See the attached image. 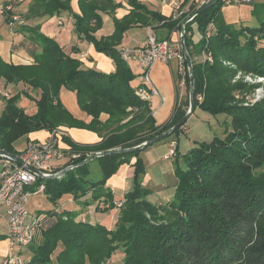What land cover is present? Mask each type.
I'll return each mask as SVG.
<instances>
[{
	"label": "trees",
	"instance_id": "1",
	"mask_svg": "<svg viewBox=\"0 0 264 264\" xmlns=\"http://www.w3.org/2000/svg\"><path fill=\"white\" fill-rule=\"evenodd\" d=\"M34 1L31 8L35 16L50 17L67 10L80 36L110 56L116 69L104 72L83 68L79 58L66 54L39 26L19 28L40 45L32 62L16 63L0 53V78L40 90L33 114L17 105L20 94L5 100L0 114V148L15 153L20 138L62 125L87 128L102 136L95 144L63 136L73 151L82 154L72 161L79 165L61 177L40 178L38 182H45L44 191L53 203L70 194L81 205L52 209L41 217L35 239L25 247L30 255L24 264H109L119 249L124 255L122 264H264V100L244 103L236 99V92L245 84L242 78L234 81L238 72L264 76V3H242L252 5L258 20L255 26L226 22L223 0L185 23V45L195 77L193 113L200 108L214 115L226 114L229 127L224 136L198 141L185 152L180 151L178 137L183 125L158 140L175 137L176 181L171 198L153 201L149 198L153 190L143 184L147 166L142 153L155 142L105 154L82 165L80 162L96 152L137 146L186 114L179 105L170 122L156 124L151 99L138 96L141 83L118 50L128 28L162 22L168 33L161 38H171L172 31L182 29L185 16L168 17L139 0H128L131 9L115 19L114 33L99 38L95 32L102 23L100 11L105 4L115 9L122 7L121 3L78 0L79 14L73 10L72 0ZM189 1L184 0V4ZM198 8H192L190 16ZM194 23L200 32L197 41L193 40ZM186 80L190 89L189 72ZM63 86L76 91L80 107L92 116L89 123L77 120L65 107L60 99ZM103 112L109 114L105 122L100 119ZM92 161L98 163L101 175L95 173ZM126 164L133 167L132 188L123 194L115 227L78 218L84 216L83 209L93 205L101 213L115 207L117 194L107 182ZM101 202L108 205L101 209ZM4 239L6 235H0V241Z\"/></svg>",
	"mask_w": 264,
	"mask_h": 264
},
{
	"label": "rangeland",
	"instance_id": "2",
	"mask_svg": "<svg viewBox=\"0 0 264 264\" xmlns=\"http://www.w3.org/2000/svg\"><path fill=\"white\" fill-rule=\"evenodd\" d=\"M8 1H9L8 5L11 6V9L5 10L4 12H0V40H5L8 37H12L10 41L12 42V47L14 50L13 57L17 58V56L19 57L33 56L37 52L40 51L39 43L37 41L27 38L24 33L19 31V28L21 27V25H28L29 27H32V28L39 26L41 30V24L43 22L47 26L46 31L48 32L50 31V33L52 34L51 37H54L56 35L55 39L58 42H60L59 39H62L64 47L62 45L61 46L66 54L73 56V54L75 53V50H74L75 48L84 49V50L87 49L86 46L89 44L90 41L86 39L85 37L82 39L81 42L79 41L80 33H78L75 28V24H74L75 19L70 15V13L67 10H63L58 15H52L50 17L49 16H35L34 8H31V6L35 3L34 0H8ZM112 1L114 3H121L122 7L120 6L115 9L114 8L112 9L113 6H110L109 4L107 5L105 4L104 11L103 10L100 11L101 16H102L101 27L98 29L99 30L98 35L100 37L110 36L114 33L115 28H116L115 19L118 18L116 14L118 13L117 11L119 8H123L126 10L125 15L131 9L130 5L128 4V0H112ZM144 2H147V1H144ZM144 2L142 3L145 4ZM3 3H4L3 0H0V4H3ZM263 3L264 1L256 2L255 4H263ZM71 4H72V8L75 13L82 14L79 8V5H78V0H72ZM223 5L224 6L226 5L228 10L229 8L233 6L240 9V11L242 10L241 13L243 15L241 19L239 20V22L235 23V25L237 26L241 25L242 21L244 23L243 25H248V26H255L258 24L257 22L258 20L253 15L252 8H250V6H246L245 4H242V3H230V4L224 3ZM222 12H223V7H222ZM229 13L231 12L229 11ZM12 14H16L18 16V19L16 20L15 24L10 25L9 20L7 18L10 17ZM234 15H235L234 17L238 16V15L236 16L235 13ZM60 16L61 17L64 16L63 18H61L63 21L62 20L60 21V18H59ZM228 23H231V22H228ZM58 27H59V31L57 32L56 28ZM133 27L135 28H132V27L128 28L124 32V34L127 35L126 40L124 42L125 46H130L132 44H139L141 41L145 39L146 31L143 28L144 26L135 25ZM193 31L195 33L197 32L198 34L199 29L197 25L194 26ZM44 33L48 35V33L46 32ZM180 37L181 36H179L176 43L179 42ZM172 40H176V39L173 38ZM1 54L2 56H5L6 55L5 50H2ZM202 57L205 58L207 56L202 55ZM185 68H187V66ZM187 72L188 71L186 70V72L184 73L185 77H186ZM240 78L243 79L245 87L243 88V90H239L236 92L235 94L236 99L244 103H254L259 100H264V76L244 74L242 72H238V74L235 76L234 81ZM186 85H187V94H186V99L183 102L185 103V108H183V110H188V100H189L190 89H189L187 80H186ZM5 92L9 93V97H6L4 95ZM16 94H20L17 105L20 107H23L29 114L37 107L35 99H37L40 95L39 89H36L33 86L27 85L23 82H20L18 84L8 83L4 78H0V114L4 108L5 100H7L8 98H11L12 96ZM227 118L228 117H226V114L214 115L209 112L203 111L200 108H197L195 112L192 114V116H190V118L183 125L184 130L182 129L180 131V134L178 136L179 143H180V150L185 152L189 150L191 147L195 146L196 142L204 141V140L210 141L215 135L224 136L226 129L229 127L228 126L229 120L227 121ZM170 138L175 139L174 135ZM28 140L29 139L25 141V144ZM166 140L168 139H165V141ZM167 142L168 141L164 142V140L156 141L153 145H151L152 146L151 148L157 149V152L159 153V155H163L162 154V152H164L163 149L168 148L167 152H169L171 148V147L170 148L168 147ZM66 145L68 147V150L74 154L75 151L71 149L70 145L67 142H66ZM87 154H90V153H87ZM81 155L82 154H79L77 157L72 158L70 162L73 163L72 161H74V159L76 158H79ZM174 158L175 156H173L171 160L172 159L174 160ZM97 164L98 163H96L95 161H92L93 169H96L95 173L101 175V172ZM152 169H154V166L150 165L149 171H151ZM262 170H264V167L262 168ZM93 173H94V170H93ZM163 176H164L165 181L168 183L166 192L172 194V190L174 186L173 184L175 182L176 177L174 179L173 178L174 175L169 174V173L163 174ZM149 183L150 181L148 182V184ZM38 184L39 182L36 185ZM151 184H154V183L151 182ZM159 194H162V192ZM123 201L124 199L122 198H115L114 200L115 207L107 212H103L106 214V216L109 215V217L112 216L115 219L113 225L104 223L107 227L109 228L115 227L118 217L120 215V208L123 204ZM80 205L81 204L78 203L76 200H74L72 196H70V194H65L59 200L58 203H53L48 198V195L45 193V191H42V192L33 191L27 203V208L30 214L34 218L36 217L41 218L43 215H45L48 211L52 209H57L58 211H61L63 209H76V207H80ZM107 205L105 202L104 203L101 202L99 205V208L102 209L106 207ZM83 211H84V214H87L86 209H83ZM84 217L85 215L78 217V218H84ZM7 231H8V216L4 209H0V235L6 234ZM2 241L3 240L0 241V264H3V261L7 255V248H8L7 242L4 243ZM11 252H12V255H15V256L18 255L19 257L22 258L21 259L22 261L20 262V264H24L26 259H29L30 254L25 247L21 248L20 253H17L16 247L11 248ZM123 256L124 255L122 253V250L121 249L117 250L115 254L113 255V257L109 260V264H122Z\"/></svg>",
	"mask_w": 264,
	"mask_h": 264
},
{
	"label": "crops",
	"instance_id": "3",
	"mask_svg": "<svg viewBox=\"0 0 264 264\" xmlns=\"http://www.w3.org/2000/svg\"><path fill=\"white\" fill-rule=\"evenodd\" d=\"M139 1L140 2L147 1L144 3L147 6L149 5L148 6L149 9L159 11L168 17L176 18L178 16H181V17L185 16V20H183L182 22L184 23L190 17L191 9L194 7H200L207 0H190L186 4H184V0H178L180 2L179 8H176L174 5V1L176 0H139ZM262 1L264 0H252V3L255 4L256 2H262ZM224 3L230 4L226 2ZM245 5L250 6V8H252L251 4H245ZM222 7H223L222 15L226 22H231V23L239 22V20L241 19L243 15L241 13L242 10L240 11V9H238L235 6L229 8V10L226 5L225 6L223 5ZM229 11L231 13H229ZM117 12L118 13L116 14V16L120 18L125 15L126 10L123 8H119ZM234 13L236 14V16L237 15L238 16L234 17L235 16ZM63 17L64 16L59 17L60 21L62 20L61 18ZM241 24H244L243 21L241 22ZM192 26L194 29V26H196V24L194 23ZM46 28L47 26L43 22L41 24V30L43 32L48 33V35L51 36L52 34L50 33V31L49 32L46 31ZM132 28H135V27H132ZM143 28L146 31L145 39L141 41L139 44H132L130 46H138V45L144 44L146 41L147 35L149 33H155L158 37H165L166 34L168 33V30L162 27V22H155V23H152L151 25L144 26ZM56 30L58 32L59 27L56 28ZM180 33H181V28L178 27L177 30H174L171 32V38L172 39L174 38L176 39L174 41H177L180 36ZM95 34L97 37H100L98 35L99 30ZM126 36L127 35L124 34L122 42L118 46L124 45ZM55 37L56 35L54 36V38ZM199 37H200V33L198 32L197 34V32L195 33L193 31V40L197 41ZM11 38L12 37H8L5 40H0V53H2V50H5L6 55L4 57L9 60H13L14 62H17V63L33 61L34 55L27 56V57L17 56V58L13 57L14 50L12 47V42L10 41ZM82 39L83 37L80 36L79 41L81 42ZM59 41H60L59 43L63 46L62 39H59ZM86 48H87L86 50L75 48L74 49L75 53L73 54V57H77L82 61L83 68H86V69L93 68V69L101 70L104 72L115 71L116 64L110 56H108L104 52L98 51L92 42H89ZM128 63L131 69L133 70L134 74L137 75V73L141 71V68L139 67L137 62L134 63V61H132ZM185 72H186L185 65H183L178 58H174L170 62H162V61L155 62L152 68L150 69V77L152 79V82L159 91L158 95H153L151 97V109H152V114L156 119V124L163 125L171 121L174 115V112L176 110V106L181 105L182 108H185V103H183L184 100L186 99V94H187L186 77L184 76ZM60 99L65 105V107L72 113V115L77 120L83 121L85 123H89L91 121L92 116L86 113L80 107L78 100H77L76 91L70 90L63 86L60 90ZM36 110H37V107L30 114L35 113ZM108 117H109V114L105 112H103L100 115V119L102 122H105L108 119ZM61 127L63 128V130L65 131L67 135H69L73 140L80 142V143L95 144L102 140L101 134L93 130L87 129V128H82V127H77V126L69 127L65 125H62ZM104 133H106V130L104 131ZM48 134H49V131L46 129L33 131L29 133L27 136H24L19 141H17L16 146L18 148H22L25 145V141L30 138L46 139ZM173 140H174L173 138L166 140L168 141L167 143H168L169 148L171 147V143ZM166 141L164 140V142ZM64 144L66 145V141ZM151 147L152 146L144 150L142 153L146 166H147L146 174L143 177V184L147 187H150L153 190V193L149 196L151 200L153 201H156V199L157 200H161V199L168 200L169 198H171L173 193L170 194L166 192L168 183L165 181L163 174L169 173V174L174 175V165H173L174 160L164 159V155L167 153L168 148L163 149L164 150V152H162L163 155H159V153L157 152V149H154ZM133 161L134 159H132L131 162ZM150 165L154 166V169H152L151 171H149ZM132 172H133L132 165L126 164L122 166L120 170L108 180L107 186L111 187L112 190L117 194L116 198H123V194L131 189ZM173 178L175 179V175L173 176ZM149 181L150 183L148 184ZM151 182H153L154 184H151ZM161 192L162 194H159ZM94 207L95 205L86 209L87 214H84L85 217L91 221H98V222H103L105 224L112 225L113 217L112 216L109 217L108 215L105 218H103V215L105 213L103 214L101 212L95 211ZM2 242L5 243L7 242V240L4 239Z\"/></svg>",
	"mask_w": 264,
	"mask_h": 264
},
{
	"label": "built area",
	"instance_id": "4",
	"mask_svg": "<svg viewBox=\"0 0 264 264\" xmlns=\"http://www.w3.org/2000/svg\"><path fill=\"white\" fill-rule=\"evenodd\" d=\"M223 1L226 3H249L252 0ZM174 5L179 8L180 2L176 0ZM10 9L11 6L0 4V12ZM194 16L195 14H192L187 20H192ZM17 19L18 16L12 14L9 24H15ZM182 27L185 25L183 24ZM118 50L124 61L137 62L141 68V71L136 75L138 82L141 83L136 93L142 99L150 100L153 95L159 94L150 77V69L155 62H170L172 59L178 58L184 65L185 57L180 40L176 43L171 38H161L155 33H149L142 45H121ZM4 95L9 97L7 92ZM64 135H66L65 131L61 126H58L49 130L46 139L30 138L15 153L0 148V209H4L8 216V231L6 233L8 248L3 264H20L22 258L12 255L11 248L16 247L17 253H20L21 248L29 245L36 237L41 218H34L30 214L27 203L33 191L42 192L45 190L44 181L36 185L39 179L48 178L68 166L73 167L75 164L70 161L81 154L75 152L73 154L68 150L64 144ZM175 147L176 144L173 142L169 152L164 155L165 159L175 156Z\"/></svg>",
	"mask_w": 264,
	"mask_h": 264
},
{
	"label": "water",
	"instance_id": "5",
	"mask_svg": "<svg viewBox=\"0 0 264 264\" xmlns=\"http://www.w3.org/2000/svg\"><path fill=\"white\" fill-rule=\"evenodd\" d=\"M217 2H219V0H207L204 4H202L198 8V10L195 12V15H198V14L202 13L203 11L209 9L210 7L214 6ZM186 22H188V20H186L184 22V25ZM180 43H181V48H182L183 53H184L185 60L187 62V68H188V72H189V76H190L189 108H188L186 114L179 121H177L172 127L167 129L166 131L154 136L153 138H151L148 141H144L143 143H141L137 146L131 147V148H118V149L109 150L107 152L93 153V154L89 155L87 158H85L82 162H80V165L88 163L89 161H91V160H93L99 156H103L105 154L120 153V152L129 151V150H135L137 148H142L146 145L153 144L154 142L166 137L167 135H169L170 133L175 131V129H177L178 127H180L186 123V121L190 118V116L192 115L194 108H195V92H194L195 77L193 74L192 58H191L189 52L187 51L186 45H185V27H182V30H181ZM76 165H79V164H75L73 167L68 166V167L64 168L63 170L59 171L58 173L52 174L50 177H61L64 174H66L67 171L74 168Z\"/></svg>",
	"mask_w": 264,
	"mask_h": 264
}]
</instances>
